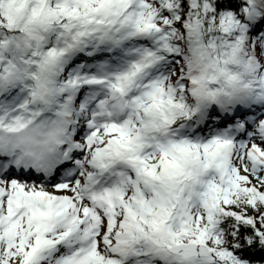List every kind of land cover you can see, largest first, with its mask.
I'll list each match as a JSON object with an SVG mask.
<instances>
[{
	"label": "snow or ice",
	"instance_id": "6c2138e0",
	"mask_svg": "<svg viewBox=\"0 0 264 264\" xmlns=\"http://www.w3.org/2000/svg\"><path fill=\"white\" fill-rule=\"evenodd\" d=\"M0 264H264V0H0Z\"/></svg>",
	"mask_w": 264,
	"mask_h": 264
}]
</instances>
